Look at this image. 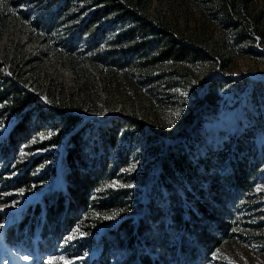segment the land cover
Listing matches in <instances>:
<instances>
[{
    "label": "trees",
    "instance_id": "trees-1",
    "mask_svg": "<svg viewBox=\"0 0 264 264\" xmlns=\"http://www.w3.org/2000/svg\"><path fill=\"white\" fill-rule=\"evenodd\" d=\"M155 1L0 0V161H5L0 196L27 191L39 182L40 177H34L39 166L45 159L54 160L57 147L64 144L53 196L43 194L41 205H25L17 221L5 227L9 234L1 243L7 258L6 245L15 247L17 242L33 249L31 262L40 264V250L50 248L57 254L52 246L78 225L85 234L92 233L94 244L82 264H205L232 239V204L237 205V195H249L260 167L251 150V132L247 141L244 133L233 140L226 171L217 169L216 177L208 178V165L193 157V147L163 140L170 134L169 125L150 123L133 113L90 126L85 119L92 108L88 95L65 92L42 70L45 49L74 77L81 61L83 73L89 71L88 59L93 64L103 61L110 68L143 73L153 82V93L164 98V90L158 89L184 88L186 69L211 59L224 70L230 45L226 33L214 37L213 22L232 35V44L263 40L264 0L258 8L256 0H201L194 37L176 28L178 7L188 0H165V10ZM67 28L77 29L70 39L64 38ZM9 32L15 33L13 39ZM210 81L216 85L221 78ZM258 82L254 92L264 105V86ZM31 90L47 104L39 103ZM218 98L215 90L207 89L196 100L210 105ZM192 114L183 115L178 125L192 122ZM82 131L88 132L83 139ZM40 132L49 133L33 141ZM88 143L90 152H85ZM22 146L42 153L25 164L18 155ZM224 157L222 153L219 160ZM134 162L138 164L131 168ZM55 172L51 167L48 174ZM116 178L144 189L107 186ZM225 197L231 199L229 208ZM115 218L111 228L98 229ZM26 230L28 235L23 234Z\"/></svg>",
    "mask_w": 264,
    "mask_h": 264
},
{
    "label": "rangeland",
    "instance_id": "rangeland-1",
    "mask_svg": "<svg viewBox=\"0 0 264 264\" xmlns=\"http://www.w3.org/2000/svg\"><path fill=\"white\" fill-rule=\"evenodd\" d=\"M158 2L159 0L155 1L156 6L163 5V10H165V0H160L161 4ZM255 2L254 7L258 8L260 2L259 0ZM200 4L201 0H188L178 7L180 14L176 26L178 32L191 34L194 37L197 23L195 21L200 15L198 12ZM261 21L264 27V16ZM213 24L211 29L214 37L219 38L226 33L230 45L228 48L230 57L224 70H221L218 64L211 59L186 69L183 79L181 78L184 88L158 89L164 90L165 94L162 95L164 98L153 93L155 92L153 82L147 80L143 73L140 74L136 70H130L127 73L124 69L114 66L110 68L112 66L103 61L93 64L94 62L88 59L86 63L89 71L87 73H83V61H81L74 68V77L70 69H65L61 64H58L53 52L45 49L46 51L43 50L46 54H44L42 70L56 82H60L65 92H73V94L82 96L83 94L88 95L92 108L85 119L90 126L100 123L108 124L115 118L132 116L133 113L142 120L145 119L143 117H146L150 123L169 125L167 131L170 134L163 140L178 141L187 147H193V157L199 156L208 165L206 171L209 173L208 178H215L217 169L223 168L224 172L226 171L229 158H232L230 147L233 140L244 133L242 137L247 141L248 133L251 132L252 137L250 138L253 143L251 150L256 156L254 159H259L260 165L256 172L255 184L247 197L237 195V205L233 206L232 204V210L235 208L233 210L235 219L232 226L234 231L232 239L223 242L221 248L213 253L205 264H264V105L261 103L258 93L254 92V87H257V84L260 85L258 81L261 86H264V32L262 41L257 39L252 44H232V35L227 33L221 25L215 22ZM72 29L73 31H69V28L64 30V38L72 37L77 30L76 28ZM14 36L15 33H8L10 39H13ZM80 48L83 51V44L80 45ZM26 51L32 53L31 48ZM86 55L89 56V52ZM81 58H83V53ZM181 71L184 70L181 69ZM218 77L221 78V81L211 86V78ZM207 89L215 90L218 94L219 98L214 104L199 103L196 100V97L198 98ZM31 91L37 95L39 103L47 104L45 98L38 95L36 90ZM188 113H193L192 122L178 125L181 117ZM5 127L3 126V130L6 129ZM147 127L150 128V126H145V128ZM87 131L84 135L82 131V139L83 136H88ZM48 133L40 132L33 138V141L43 139ZM123 141H126V136L123 137ZM136 144L134 142L135 149ZM63 146L64 144H61L57 147L58 154L54 160L47 161L45 159V162L39 166L40 169L34 176L36 179L40 177L39 182L33 183L27 191L15 190L1 194L0 240L7 237L9 226L5 227L10 222L17 221L19 212L25 208V205L38 202V205H41L40 198L43 194L53 196L50 192L59 184ZM89 149L90 143L85 145L84 151L90 152ZM138 149L140 150V147ZM40 153L42 150L30 151L29 148L22 146L18 155L19 159L26 164L32 157ZM222 153L225 154V157L219 160ZM136 164L138 162H134L130 167L136 168ZM4 166L5 161L1 160L0 169H3ZM51 167H54L56 172L50 176L48 173ZM155 173L156 168L152 166L151 176H154ZM47 176H50L48 180H46ZM7 177H10V174H7ZM42 177L45 178L43 182H40ZM107 186L144 189L143 185L128 184L119 178L109 181ZM225 198L229 203L230 197ZM227 207H231V204H227ZM117 219L111 220L104 226H99L98 229L111 228ZM28 231L26 230L23 234L28 235ZM91 236L92 233L85 234L81 226L78 225L67 237L52 246L53 249L56 246L57 254H54L55 251L50 248L40 250V253L44 255L40 264H82L94 251ZM27 241L28 239L25 241V245L28 244ZM15 244L17 246L8 248L9 258H7L8 255L4 252L3 246L0 245V264H34L31 262L34 250L21 243L16 242Z\"/></svg>",
    "mask_w": 264,
    "mask_h": 264
},
{
    "label": "clouds",
    "instance_id": "clouds-1",
    "mask_svg": "<svg viewBox=\"0 0 264 264\" xmlns=\"http://www.w3.org/2000/svg\"><path fill=\"white\" fill-rule=\"evenodd\" d=\"M0 245H2V244H1V240H0Z\"/></svg>",
    "mask_w": 264,
    "mask_h": 264
}]
</instances>
